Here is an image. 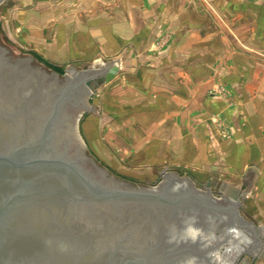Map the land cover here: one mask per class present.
<instances>
[{
	"label": "water",
	"instance_id": "95a60500",
	"mask_svg": "<svg viewBox=\"0 0 264 264\" xmlns=\"http://www.w3.org/2000/svg\"><path fill=\"white\" fill-rule=\"evenodd\" d=\"M116 71L61 76L0 40V264H250L264 224L241 216L244 182L213 178L203 192L164 171L152 188L86 152L78 120Z\"/></svg>",
	"mask_w": 264,
	"mask_h": 264
},
{
	"label": "crops",
	"instance_id": "0c3cea01",
	"mask_svg": "<svg viewBox=\"0 0 264 264\" xmlns=\"http://www.w3.org/2000/svg\"><path fill=\"white\" fill-rule=\"evenodd\" d=\"M13 1L41 52L117 68L104 85L128 84V103L110 104L122 144H201L191 164L241 177L247 218L264 224V0Z\"/></svg>",
	"mask_w": 264,
	"mask_h": 264
},
{
	"label": "rangeland",
	"instance_id": "374dc122",
	"mask_svg": "<svg viewBox=\"0 0 264 264\" xmlns=\"http://www.w3.org/2000/svg\"><path fill=\"white\" fill-rule=\"evenodd\" d=\"M13 0L0 1V40L4 46L19 55L29 56L54 73L64 76L66 70L72 65L78 71L90 70L93 62L77 63L71 57L64 59L62 54H46L36 48L37 44L26 40L23 29V20L16 19V9ZM30 19V18H29ZM31 23V20L29 21ZM94 66V64H93ZM94 69H101L99 67ZM93 69V70H94ZM120 79L113 81L112 86L118 91L113 94L106 90V86H100L92 93L87 103L96 104V110L83 111L77 123V136L83 144L86 152L104 169L115 177L126 181L155 188L163 180L162 173H177L179 176L190 177L192 185L199 191L206 192V183L216 178L217 174L210 172L208 166L200 164L192 165L191 160L201 157V144L190 148L191 144H128L121 143L119 107L121 102H127V95L122 92L128 84H118ZM118 104V110L111 116V102ZM128 103V102H127ZM118 111V112H117ZM113 121V126L111 122ZM135 125V124H134ZM130 125L137 133L136 126ZM112 126V127H111ZM115 126V127H114ZM113 129V131H111ZM207 167V168H206ZM234 178V183H242L241 177ZM241 181V182H239ZM213 196L221 197L216 188H211ZM240 205L241 216L248 219L249 216Z\"/></svg>",
	"mask_w": 264,
	"mask_h": 264
},
{
	"label": "clouds",
	"instance_id": "9594fccd",
	"mask_svg": "<svg viewBox=\"0 0 264 264\" xmlns=\"http://www.w3.org/2000/svg\"><path fill=\"white\" fill-rule=\"evenodd\" d=\"M185 231H186L187 233L191 234V238H192L193 242H195V237H196L197 234H199L200 229L195 228V227H193L192 225H189V226L185 229ZM172 242H173V239L170 238V239H169V243H172Z\"/></svg>",
	"mask_w": 264,
	"mask_h": 264
}]
</instances>
